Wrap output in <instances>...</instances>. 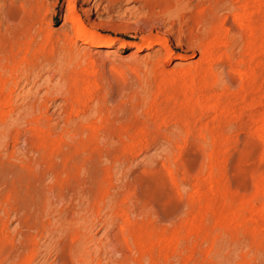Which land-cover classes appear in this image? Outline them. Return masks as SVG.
<instances>
[{
  "label": "rangeland",
  "instance_id": "obj_1",
  "mask_svg": "<svg viewBox=\"0 0 264 264\" xmlns=\"http://www.w3.org/2000/svg\"><path fill=\"white\" fill-rule=\"evenodd\" d=\"M71 1L0 0V264H264V0Z\"/></svg>",
  "mask_w": 264,
  "mask_h": 264
},
{
  "label": "bare ground",
  "instance_id": "obj_2",
  "mask_svg": "<svg viewBox=\"0 0 264 264\" xmlns=\"http://www.w3.org/2000/svg\"><path fill=\"white\" fill-rule=\"evenodd\" d=\"M75 5L72 3L71 0H68V4H67V7H66V10H67V13H66V17L64 18V21L67 23H70L73 28H74V34L76 36H82L84 38V43L86 42H90L92 40H98L99 39V36L95 35L92 31L90 30H87L85 28V25L83 24V21L81 20V18L79 16L76 15V12H75ZM247 17V16H246ZM245 20L244 17H242L241 15L238 16L236 18V23L237 25L240 27H246L248 28V26H244L243 24V21ZM113 42L112 41H109L107 42L105 45H103L104 47H110L112 46ZM153 42H150L147 44V46L145 47L146 49H151L152 46H153ZM135 47L139 50L140 49V46L139 45H135ZM102 48V47H101ZM201 56H203V52L201 54ZM1 57V56H0ZM168 57H170V55H168ZM178 59H183L182 57H177ZM3 64V63H2ZM5 67V66H4ZM3 67V68H4ZM2 68V66H1ZM189 70V68H187ZM2 70V69H0ZM21 70V69H20ZM4 71V70H3ZM13 73V72H12ZM16 73V71H15ZM14 75V74H13ZM10 77V76H9ZM13 80V79H12ZM5 84V83H4ZM3 85V84H2ZM4 86H2L3 88ZM9 87V86H8ZM7 95H8V92L6 91ZM13 93V92H12ZM6 95V96H7ZM13 95V94H12ZM14 103V102H13ZM38 104V103H37ZM36 105V104H35ZM7 106V105H6ZM19 108V107H18ZM30 108V107H29ZM13 111V110H12ZM32 113V112H31ZM11 124V123H10ZM28 125V124H27ZM32 126V125H31ZM34 126V125H33ZM39 126V125H38ZM11 127V126H10Z\"/></svg>",
  "mask_w": 264,
  "mask_h": 264
}]
</instances>
